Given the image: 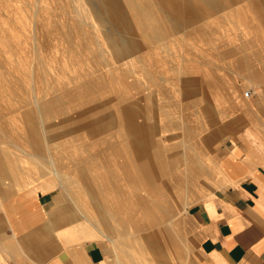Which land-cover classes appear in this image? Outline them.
Returning <instances> with one entry per match:
<instances>
[{"label": "rangeland", "instance_id": "374dc122", "mask_svg": "<svg viewBox=\"0 0 264 264\" xmlns=\"http://www.w3.org/2000/svg\"><path fill=\"white\" fill-rule=\"evenodd\" d=\"M127 2L147 11H135L142 31L134 30L133 39L140 46L117 54L110 41L128 36L111 33L96 0H0V192H58L85 224L109 229L93 195L97 174L84 169L97 164L110 196L131 192L135 206L149 214L143 229L156 232L154 251L169 248L176 256L181 221L193 203L178 197L194 191L196 173L207 176L209 159L199 147L219 121L204 113L202 99L213 79L256 91L238 73L245 64H251L248 74L264 66V0H170L168 9L162 7L167 0L118 4ZM151 15L157 29L149 26ZM161 28L163 35L151 40ZM218 105L228 109L222 100ZM139 125L149 135L147 152L129 158L120 134L133 129L144 141ZM163 202L171 204L170 217Z\"/></svg>", "mask_w": 264, "mask_h": 264}, {"label": "crops", "instance_id": "0c3cea01", "mask_svg": "<svg viewBox=\"0 0 264 264\" xmlns=\"http://www.w3.org/2000/svg\"><path fill=\"white\" fill-rule=\"evenodd\" d=\"M248 70L245 64L238 74L257 87L249 97L244 84L223 78L224 88L232 86L236 96L226 102L228 109L223 111L219 101L212 112L202 100V111L219 121L199 147L209 159L207 176L197 170L194 191L178 197L185 205L193 203L181 221L182 251L176 256L169 248L154 251L156 232L143 229L149 215L135 206L131 192H122L124 197L120 192L121 199L110 196L107 179L98 173L103 167L88 162L84 169L97 174L93 195L109 229L85 224L58 192H0V264H264V84L250 81ZM143 131L138 135L144 134V145L135 130L121 132L129 158L146 155L149 135ZM106 168L104 173L113 175ZM72 196L81 202L75 192ZM160 206L170 217V202ZM91 221L99 226L96 218Z\"/></svg>", "mask_w": 264, "mask_h": 264}, {"label": "bare ground", "instance_id": "6f19581e", "mask_svg": "<svg viewBox=\"0 0 264 264\" xmlns=\"http://www.w3.org/2000/svg\"><path fill=\"white\" fill-rule=\"evenodd\" d=\"M43 0H37L38 3L42 4ZM97 1V14L99 15L101 21L103 22L105 20V22L109 25V30L112 33V30H116V31H120V32H125V35L127 34L128 38L127 40L123 39L122 42H120L119 44L117 43V41H110L111 45L114 47L115 52L118 53H122V52H127L130 51L138 46L139 43L137 41H135L133 38L136 36L135 33H141L142 31V27L140 26V24L138 23V19L136 18L135 15H137L135 13L136 12H146L147 8H144V6L142 5H132V4H128L125 3L126 6H119L118 2L119 0H96ZM168 3L170 2V0H167ZM211 2V0H208ZM214 1V0H213ZM130 3V2H129ZM144 5V4H143ZM163 9H168L170 8V3L169 4H164L162 5ZM43 7H40V9H42ZM153 14V13H152ZM85 20L82 19V21H87L88 17L84 16ZM170 17H171V13H170ZM146 19V18H145ZM154 16L151 15L150 17V24L149 26H151V28L157 29L155 28L153 25L154 24ZM90 21V19L88 20ZM144 22V21H143ZM145 23V22H144ZM37 25V23H36ZM35 27L39 28V26ZM91 28V27H90ZM250 28V27H249ZM159 29V28H158ZM135 30V33L133 32ZM163 29L161 28V32L159 31L158 35L154 34L151 38V40H154V36H161V34ZM81 35L84 37H86L87 32L85 29L81 30ZM114 32V31H113ZM110 33V34H111ZM116 33V32H115ZM118 33V32H117ZM160 33V34H159ZM35 35V47H36V54L37 56L40 58V50L41 49V45L38 39V33L35 30L34 32ZM163 35V34H162ZM262 35V33H261ZM119 36V35H118ZM131 36V37H130ZM146 37V36H145ZM144 37V38H145ZM110 38V37H109ZM108 38V39H109ZM147 38V37H146ZM148 39V38H147ZM120 40V39H119ZM125 40V41H124ZM258 40V39H257ZM101 49V48H100ZM133 53V52H132ZM90 55V54H88ZM126 55V54H125ZM206 55V53H205ZM204 55V56H205ZM248 59V58H247ZM249 60V59H248ZM247 60V61H248ZM246 62V60H245ZM250 62V61H249ZM253 66V65H252ZM248 69L251 68V64H247ZM250 70V69H249ZM248 70V71H249ZM239 73H242V71H239ZM249 75V80L258 83L259 85H263L264 84V66L257 70V71H253L251 73L248 74ZM211 84H209V88H208V92H207V96H206V107L210 109V111L213 112L212 109L216 110L215 104L218 103L219 101H225V102H229L232 100L233 96L236 97L234 94V91L232 90V86L230 87V85H227L226 88H224V84L222 82H215L214 79L213 81L210 82ZM200 86H202L200 84ZM199 86V87H200ZM77 87V86H76ZM78 88V87H77ZM111 90V89H110ZM225 91V93L223 94L222 91ZM264 90V89H263ZM85 104V103H84ZM82 106V105H81ZM78 107V106H77ZM205 108V107H204ZM206 109V108H205ZM36 111V110H35ZM53 111V110H52ZM211 112V113H212ZM37 115V114H36ZM52 115V114H51ZM212 115V114H211ZM217 115V114H216ZM42 121V120H41ZM115 121V120H114ZM113 121V122H114ZM117 123V121L115 122V124ZM143 130V129H141ZM140 130V131H141ZM145 132V130L143 131ZM142 134V133H141ZM113 135V134H112ZM111 135V136H112ZM144 135V134H143ZM145 140V139H144ZM144 141H142L143 143ZM146 144V142H144ZM148 144V143H147ZM3 172V171H2ZM2 176V175H1ZM199 195V194H198ZM168 204V203H167ZM133 211V210H132ZM149 215V214H148ZM126 216V215H125ZM147 216V215H146ZM124 218V217H123ZM122 218V219H123ZM134 220V218H132ZM127 221V219H124ZM124 222V221H123Z\"/></svg>", "mask_w": 264, "mask_h": 264}, {"label": "built area", "instance_id": "2783aa9c", "mask_svg": "<svg viewBox=\"0 0 264 264\" xmlns=\"http://www.w3.org/2000/svg\"><path fill=\"white\" fill-rule=\"evenodd\" d=\"M245 97H249L250 96V91H247L244 93Z\"/></svg>", "mask_w": 264, "mask_h": 264}]
</instances>
